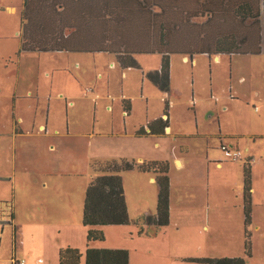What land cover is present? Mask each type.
<instances>
[{
	"label": "rangeland",
	"instance_id": "rangeland-1",
	"mask_svg": "<svg viewBox=\"0 0 264 264\" xmlns=\"http://www.w3.org/2000/svg\"><path fill=\"white\" fill-rule=\"evenodd\" d=\"M22 3L23 0H0V80L18 81L20 88L35 83L41 90L39 93L47 99L49 86L46 83L53 81L52 95L57 94L58 101L51 103L46 131L37 128L36 136L19 141L17 162L20 167L34 168L36 173L50 169L62 172L65 192L54 197V201L68 207L74 219L70 218V225L61 228H15V231L7 222L12 190L0 191V221H6L0 222V264H18L21 260L25 264L28 254L36 252L42 255L41 264L45 258L48 262L56 260L58 264L59 250L68 247L80 252V264L85 263L87 247L125 250L133 264L177 261L200 264L188 258L199 251H213L219 245L216 237L221 228L224 258H229L225 256L229 253L243 257L242 177L244 166L249 168L251 176L253 162L257 163L254 175L257 204L251 206L247 227L251 248L247 264H264V53L220 55L217 59L197 55L192 57V62L188 56L185 60L180 55H172L170 97L164 98L143 76L146 71L159 68L157 54L138 56L139 67L122 69L113 55L105 53L20 51ZM93 97L98 102H94ZM123 100L130 104L127 119L122 118ZM165 100L170 137L157 145L153 139H148L142 147L132 146L127 151L129 156L123 159L136 164L143 161L167 163L168 224L157 227L142 220L155 211L157 186L149 180L154 176L136 169L125 171L121 177L128 223L103 227L104 240L88 243L87 229L82 225L88 184L83 187L77 184H80L78 180L96 174L91 169L87 175L71 176L87 161V139L82 142L60 134L68 124L71 132L90 133L93 128L109 132L122 128L124 120L129 128L134 121L162 114ZM18 111L25 115L33 113L32 109L25 110L23 103ZM106 145L115 147L111 141ZM222 145L238 150L240 160H228L221 151ZM141 149L142 153L136 152ZM137 155H143L141 163L136 161ZM175 159L181 161V167ZM217 162L221 163V170ZM207 206L209 212H206ZM195 210L197 212L193 213ZM16 213L19 214L18 209ZM206 219L211 223L210 233L202 229ZM20 239L29 247L21 249L17 245Z\"/></svg>",
	"mask_w": 264,
	"mask_h": 264
},
{
	"label": "trees",
	"instance_id": "trees-1",
	"mask_svg": "<svg viewBox=\"0 0 264 264\" xmlns=\"http://www.w3.org/2000/svg\"><path fill=\"white\" fill-rule=\"evenodd\" d=\"M19 44L22 52L107 53L122 68L138 67L136 56L157 54L160 68L146 78L161 92L169 90L170 56L259 55L264 53V0H23ZM167 103L164 115L166 116ZM161 118L147 125L163 135ZM141 132L138 133L140 135ZM96 176L86 188L82 225L86 241L102 242V228L128 223L121 173H151L157 186L154 214L147 225L169 222V177L165 162L136 164L124 159L94 163ZM244 256L203 258L204 264H247L251 258L247 230L251 212V176L242 177ZM84 264H130L125 250L87 247ZM77 249L58 252V264H80Z\"/></svg>",
	"mask_w": 264,
	"mask_h": 264
},
{
	"label": "crops",
	"instance_id": "crops-1",
	"mask_svg": "<svg viewBox=\"0 0 264 264\" xmlns=\"http://www.w3.org/2000/svg\"><path fill=\"white\" fill-rule=\"evenodd\" d=\"M107 54V53H105ZM110 55V54H108ZM141 56V55H138ZM138 56H136V61ZM172 56V55H171ZM170 56V58H171ZM181 56V55H180ZM182 57V56H181ZM184 59L186 57H183ZM217 59V57H215ZM190 61V60H189ZM192 62V58L191 61ZM118 63V62H117ZM138 64V62H137ZM119 65V64H118ZM113 66V64H110ZM120 66V65H119ZM139 67V65H138ZM122 68V67H121ZM160 68V64H159ZM158 68V69H159ZM125 69V68H122ZM129 69V68H126ZM157 69V70H158ZM154 71V70H153ZM150 72V71H148ZM147 71L143 73V76L146 78ZM145 74V75H144ZM147 79V78H146ZM148 80V79H147ZM20 83L18 81H10L9 79L0 80V191L3 190H12V205L10 208L9 216L7 222H9L14 229H25V228H61L63 226H69L71 220L74 219V215H70L71 211L68 207H62V205L55 204L54 197L62 196L65 192L64 184L62 183L61 177H64L62 172H51V169L48 172H37L34 171V168L28 166L20 167L17 162V148L18 143L21 139H27L30 137L36 136V129L39 128L40 131H46L45 125H49V116L52 108V102L58 101L56 95H52L53 90V81L46 83L49 86L48 90V99L46 95H43L41 90L37 88L35 83L27 84L20 88ZM154 86V85H153ZM169 87H170V68H169ZM157 88V87H156ZM90 92L89 90H87ZM163 97H170L169 90L167 93L161 92ZM47 94V92H45ZM92 100L97 101L96 97H93ZM43 101L44 102L43 105ZM66 103V99H64ZM98 102V101H97ZM24 106V109L27 111L33 110L32 114H26L24 112H19V108ZM164 109L162 114L153 115L151 118L147 116L145 121L137 120L133 122L132 127L125 126V120L123 121L122 128L112 129L111 131H95L91 129L90 133L83 131H70L69 124L65 127V130L60 134L61 137H73L81 139L82 142L87 139V161L82 163L79 171L71 173L73 177H80L82 174L88 173V170H93L92 165L94 163L106 162L111 160H122L127 158V151L131 150L132 146L142 147V143L148 139H153L154 144H158L159 141H164L170 137L171 128L169 131V119H168V103H167V112L166 116L164 115ZM122 104V118L127 119L131 112L129 102L123 100ZM43 105V106H42ZM43 107V108H42ZM44 110V115L42 113ZM126 113V115H124ZM167 119L168 126L164 130L163 135L149 134L147 125L154 122L157 119ZM141 132L140 135L138 133ZM53 136V135H51ZM111 141L114 143L115 147L112 148L107 146L106 143ZM137 153H142V149L136 151ZM143 155H137L136 161L141 163L144 159ZM125 160V159H124ZM117 161V160H116ZM178 167L182 166L181 161L178 159L174 160ZM142 163H145L144 161ZM255 165L257 163L253 162L251 167V206L257 204V190L255 184ZM217 168L222 169L221 163H216ZM235 168V166H231ZM236 169V168H235ZM239 169V168H238ZM93 173L94 170H93ZM96 174V173H95ZM96 176V175H95ZM95 176L89 175L88 179L78 180L80 184H77L82 187L89 184L90 180ZM90 178V180H89ZM150 181L154 183V177L149 178ZM170 184V183H169ZM88 186V185H87ZM243 188V187H242ZM73 190H75L73 188ZM170 190V189H169ZM73 192V191H72ZM19 194V196H17ZM242 194V193H241ZM20 198V199H18ZM170 201V199H169ZM84 202V201H83ZM17 203L19 204L18 206ZM19 210V214L16 213V210ZM206 212H209V207L207 206ZM169 211H170V202H169ZM197 211H193L196 213ZM170 215V213H169ZM6 222V221H0ZM202 229L208 230V233L211 231V223L206 219V222L203 221ZM15 229V231H17ZM223 228L220 229L219 233L217 231L216 239H219V245L210 253H199L195 255H190L188 260L192 259H203V258H224V232ZM22 232H20V235ZM18 246L24 248L28 246L20 239L18 241ZM29 247V246H28ZM97 248V247H96ZM29 250V248H28ZM57 250V249H56ZM42 251V250H41ZM25 250L23 251V253ZM129 254V253H128ZM44 255V254H43ZM29 258L25 264H36L37 259H42V255L39 252L33 253L32 255L28 254ZM54 254V258H55ZM229 258H233V253L225 255ZM45 258V257H44ZM130 258V256H129ZM187 259V258H184ZM184 259H181L183 261ZM81 261V260H80ZM129 263L133 264L129 259ZM43 264H56L53 259H50L49 262L47 258ZM169 264H191L183 262H175ZM204 264V263H200Z\"/></svg>",
	"mask_w": 264,
	"mask_h": 264
},
{
	"label": "built area",
	"instance_id": "built-area-1",
	"mask_svg": "<svg viewBox=\"0 0 264 264\" xmlns=\"http://www.w3.org/2000/svg\"><path fill=\"white\" fill-rule=\"evenodd\" d=\"M190 61H191V59H190ZM124 115H126V113H124ZM221 151L225 155V157L232 162L238 161L241 158V153L238 150L233 151V150H231V148L224 147L222 145ZM41 263H42L41 259H38L36 262V264H41ZM18 264H24V261L21 260Z\"/></svg>",
	"mask_w": 264,
	"mask_h": 264
}]
</instances>
